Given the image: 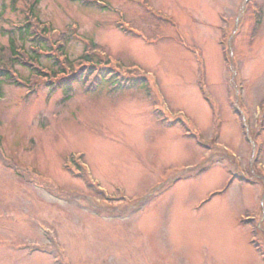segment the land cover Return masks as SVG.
<instances>
[{
  "label": "rangeland",
  "instance_id": "374dc122",
  "mask_svg": "<svg viewBox=\"0 0 264 264\" xmlns=\"http://www.w3.org/2000/svg\"><path fill=\"white\" fill-rule=\"evenodd\" d=\"M31 4L0 0V48ZM35 14L149 81L0 86V264H264V0H40Z\"/></svg>",
  "mask_w": 264,
  "mask_h": 264
},
{
  "label": "trees",
  "instance_id": "16d2710c",
  "mask_svg": "<svg viewBox=\"0 0 264 264\" xmlns=\"http://www.w3.org/2000/svg\"><path fill=\"white\" fill-rule=\"evenodd\" d=\"M17 1L18 0H12V4H15ZM33 1L34 0H32V2ZM39 2L40 0H35V3L32 5L30 0L26 1V3H30L32 5L30 10H27L25 12L27 14V17L25 19L26 25L24 26V29L18 31L19 33H17L16 31H11L9 33L10 41L8 47H6V51L9 52L10 56H15L16 49L24 47L18 46V36L21 40L24 41V43L31 42L35 52L43 51L51 58L55 57L54 68L49 72L46 68H43V66L39 62V53H36V56L20 54L14 59V63L11 60L10 66L12 67H10L8 63H5V65H0V85L1 83L5 82L17 86H22V83L19 81L17 72L13 69L15 65H21L30 69L31 71H34L30 76V79H28L29 85H31V81H44V79H50L49 81H47V84L52 92H55L59 89H65V92H68V90L71 89L75 82H81L90 85L91 88L97 87L107 80H112V76L115 73L117 76L116 81L120 83L121 80H119L120 74L118 73V71L103 60H96L90 53L92 48H90V50H87L86 53L77 61H69L65 54V48L66 44L72 40V37L66 35L65 33H62L57 38H54L50 35L51 31H42L39 29V24L41 22L37 19L35 14V8ZM54 47H56V49H54ZM7 60H10V58L7 57ZM72 63L76 65H72ZM69 64L74 68L75 71L77 70L76 72L74 71L72 75H68L67 73V66ZM62 74L67 76H60ZM122 85L128 87L132 86L133 88H140L147 85V80L145 78H142L131 82L129 81L120 83V86Z\"/></svg>",
  "mask_w": 264,
  "mask_h": 264
}]
</instances>
